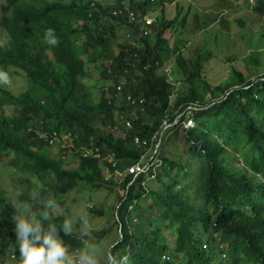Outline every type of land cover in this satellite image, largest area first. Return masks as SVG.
<instances>
[{"label":"trees","instance_id":"trees-1","mask_svg":"<svg viewBox=\"0 0 264 264\" xmlns=\"http://www.w3.org/2000/svg\"><path fill=\"white\" fill-rule=\"evenodd\" d=\"M36 2L3 0L0 5V27L10 39L0 47V67L18 70L27 81V91L18 97L0 90V161L24 178L18 205H25L45 229L54 224L65 246L76 252L88 237L80 226L78 233L65 235L61 226L67 218L54 215L50 201L80 187L112 191L106 170L121 174L146 152L133 139L150 140L164 121L173 125L180 117L162 139L154 179L142 188L144 176H127L120 185L125 195L116 201L117 241L109 264H264V72L252 79L248 71L259 72L260 54L244 59L247 75L232 69L231 83L211 86L203 53L187 59L180 48H169L165 36L188 21V12L179 19L178 7L168 12L175 0ZM157 10L162 17L144 35L142 18ZM251 10L264 20V0H255ZM191 18L196 31L207 27L197 15ZM47 29L54 30L56 45L45 42ZM119 29L128 32V43L116 44ZM170 51L186 92L180 86L176 91L160 72ZM92 65L108 84L97 103L82 82ZM127 97L137 104L127 105ZM4 106L11 114L3 112ZM122 114L133 126L126 139L110 132ZM186 117L193 120L192 129L181 124ZM68 157L78 165H68ZM239 161L241 168L235 165ZM143 200L149 201L150 212L156 208V218L145 211ZM18 213L0 187V264H8L10 255L21 264Z\"/></svg>","mask_w":264,"mask_h":264},{"label":"rangeland","instance_id":"rangeland-1","mask_svg":"<svg viewBox=\"0 0 264 264\" xmlns=\"http://www.w3.org/2000/svg\"><path fill=\"white\" fill-rule=\"evenodd\" d=\"M1 1V0H0ZM27 2L35 3L36 0H26ZM54 1V0H47ZM79 1V0H78ZM87 1V0H85ZM110 4L117 3V0H106ZM43 4V3H41ZM175 7L181 10L179 19L184 16L186 12L188 21L187 26L184 28L179 27L178 30H173L171 33L165 36L168 41L169 48H180L182 54L187 59H193L200 53L205 55L203 61L204 72L208 84L211 86L225 85L231 83L232 76L229 72L234 69L241 74H248L245 68L244 59L251 52H257L260 54L261 66L259 72L256 68H248L252 79L256 75L264 72V20H259L254 17L252 8L247 6L245 0L231 1L229 3H222L219 0H175V3L171 7H167L168 12L174 14ZM189 9V11H188ZM148 18L153 22L159 21L162 17L157 10L153 12ZM192 15H197L200 22H207V27L196 31L192 22ZM147 18V17H146ZM215 22H212L214 20ZM219 19L226 22V26L221 25ZM242 22V27L239 22ZM128 32L125 29H119L117 31L116 44L128 43ZM153 35V31L151 32ZM8 36L0 28V46H5ZM119 50L115 49L114 54L118 55ZM198 54V55H197ZM211 55L208 59L207 56ZM100 63V62H99ZM163 66L161 67V73L166 74L169 77L168 81L174 84L176 91L180 86V92H186L188 86L183 82V78L178 71L175 64V57L170 51V54H166L163 58ZM90 72L88 77L84 78L82 82L91 93V97L94 103L99 101L101 95V88L108 86L100 79V73L95 70L94 65L89 66ZM260 76V75H259ZM182 84V85H180ZM27 87L26 78L22 73L14 69L4 70L0 68V88L11 93L13 96H19L23 94ZM175 96L172 97L174 100ZM3 112L6 115L11 114L10 109L5 106ZM192 114L187 112L186 116L190 117ZM81 156H83L81 154ZM73 157H68V165H78V161L73 160ZM5 159L0 161V187L2 188L9 204L18 209V218L20 217H35L30 211L25 212L20 210L18 201L20 196L25 191L24 186L20 184L23 180V176L14 173V171L7 165ZM242 162L235 163L236 167L241 168ZM70 168V167H69ZM121 174L115 173L109 175L106 170L105 180H111L113 185L112 191L108 189L90 190L87 188L78 189L64 198H59L56 203L51 202L54 205L51 207V212L55 215L65 216L67 219L73 222L72 231L77 232V227L82 224L81 214L87 216L91 226V237L89 236L81 247L85 243H89L96 247L98 250L99 264H109L110 251L115 246L117 241L116 227H114L115 221V207L118 196L125 195V192L121 190ZM155 191V187L152 186ZM149 201H141L146 212L151 213L153 218H156V208L151 209L150 212ZM90 206L94 212L103 213L98 215L91 213ZM101 231H108L105 236L98 238ZM173 240V239H172ZM119 251H116L114 258L117 260ZM8 264H18L14 261V257L10 255Z\"/></svg>","mask_w":264,"mask_h":264},{"label":"clouds","instance_id":"clouds-1","mask_svg":"<svg viewBox=\"0 0 264 264\" xmlns=\"http://www.w3.org/2000/svg\"><path fill=\"white\" fill-rule=\"evenodd\" d=\"M0 1V5L2 4ZM41 3L46 2H55L47 0H39ZM31 4H37L29 2ZM25 5V4H24ZM115 14V13H114ZM151 15H147L144 18H148ZM145 31L149 32L148 28L151 25L147 26ZM149 19V18H148ZM143 26V27H144ZM1 28V27H0ZM3 31H5L3 29ZM7 34V32L5 31ZM8 36V34H7ZM45 42L49 45H56L58 39L55 36L53 29H47L44 35ZM10 42L9 36L7 39V46ZM0 46V47H5ZM2 68V67H0ZM3 69V68H2ZM10 69V68H9ZM12 69V68H11ZM15 70V69H14ZM7 71V70H6ZM18 71V70H17ZM1 91L7 92L0 88ZM27 91V87L25 92ZM20 96V95H19ZM18 97V96H17ZM5 107V106H4ZM54 205L49 204L47 207H53ZM23 211L28 212L29 209L25 205H19ZM43 219H49V212L45 211L43 214ZM81 235L85 238L89 237L92 232V226L84 214H81ZM73 222L69 219L64 220L61 228L65 235H68L72 232ZM15 233L17 237V243L19 248V254L21 258V264H99L98 250L95 246L85 243L76 252H70L69 249L65 246L63 240L60 238L58 229L54 224H49L48 228L45 229L41 222L37 221L34 217L29 216L27 218L20 217L16 221Z\"/></svg>","mask_w":264,"mask_h":264},{"label":"built area","instance_id":"built-area-1","mask_svg":"<svg viewBox=\"0 0 264 264\" xmlns=\"http://www.w3.org/2000/svg\"><path fill=\"white\" fill-rule=\"evenodd\" d=\"M246 3L249 5L250 8H252L255 5V0H246ZM129 16L130 19L133 20V15L129 14ZM144 21L147 26L151 25L152 23L151 20L148 18H144ZM144 35H148V32L145 31ZM123 85H124L123 83H120L116 86V91L118 95L121 94ZM128 104L130 106H134L137 104V101L133 100L132 97H127V105ZM143 104H144V100H140L138 105L142 106ZM141 110L144 111L143 107L141 108ZM179 118L176 120V122L173 125L168 124L167 121H164L162 123L161 129L157 133H155L150 140H141L138 137H135L133 139V144L135 146L144 148L146 152L141 156L139 163L125 169L121 173L120 182H122L127 176H133V180L138 178L139 176H144L145 180L141 183V187L145 188L148 181L154 179L156 173L158 172V169L161 166L159 153H160V144L162 142V139L166 136L167 130L172 128L174 125L178 124ZM181 124L183 125L185 130L192 129L194 127L193 120L187 117L186 120L183 121ZM132 129H133L132 122L127 118V116L122 114L119 117V123L115 125L113 128H111L110 132L116 138L126 139L128 137L127 135ZM49 143L50 145H53L52 141H50ZM94 158L96 159L100 158V154L98 153V151L94 155ZM115 165H116V161L113 162V166ZM150 172H152L151 176H149ZM135 204L136 202H134L133 205L129 207V211L132 210Z\"/></svg>","mask_w":264,"mask_h":264}]
</instances>
